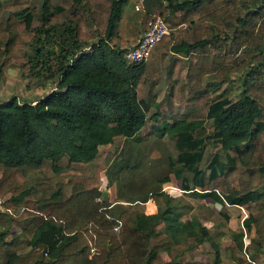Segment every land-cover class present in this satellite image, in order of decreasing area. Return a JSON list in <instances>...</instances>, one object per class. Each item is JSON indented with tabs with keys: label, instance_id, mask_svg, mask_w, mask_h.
I'll return each mask as SVG.
<instances>
[{
	"label": "trees",
	"instance_id": "1",
	"mask_svg": "<svg viewBox=\"0 0 264 264\" xmlns=\"http://www.w3.org/2000/svg\"><path fill=\"white\" fill-rule=\"evenodd\" d=\"M128 1L53 7L46 0L41 25L34 27L30 9L5 16L4 7L21 0H0V85L10 68H18L31 88L38 79L57 80L55 91L37 102L0 103V264H204L188 258L189 240L212 244L208 264H255L240 257L248 246L264 255V193L256 186L264 178V0L158 1L156 16L171 34L150 58L173 59L161 105L144 88L158 65L124 59L129 48L119 26ZM150 16L145 32L156 17ZM240 72L237 99L232 89L212 97L211 89ZM150 130L175 139L178 155L170 169L181 190L221 208L246 209L243 228L255 230L262 243L247 246L244 234L233 233L232 259L222 258L208 227L192 215L194 206L176 191L152 196L154 214L136 204L115 218L102 174L117 152L103 154L102 148L148 138ZM211 145L220 152L206 181L200 165ZM39 173L44 177L31 182ZM237 177L238 188L230 183ZM170 182L167 177L162 184Z\"/></svg>",
	"mask_w": 264,
	"mask_h": 264
},
{
	"label": "rangeland",
	"instance_id": "2",
	"mask_svg": "<svg viewBox=\"0 0 264 264\" xmlns=\"http://www.w3.org/2000/svg\"><path fill=\"white\" fill-rule=\"evenodd\" d=\"M46 0H21L20 6L4 7L5 16L10 12L22 11L24 9H30L34 12L35 21L34 27L41 25L40 14L42 7ZM53 7H70L73 0H50ZM140 0H136V4ZM159 0H144L141 7V12H136L134 9V0H129L125 6V12L131 13L137 18L151 15L154 17L159 15ZM248 5H251L248 4ZM247 8V7H246ZM67 15H61V21L67 19ZM69 18V17H68ZM123 30V26H122ZM135 27L128 31L127 26H124L123 34H134ZM91 36L95 40L94 28L88 29ZM48 59H44L43 61ZM148 60L147 65H150ZM173 59L168 55L163 60L161 65L155 68L154 76L148 77L144 88L147 91H153L156 94L158 103L161 105L166 96L169 94V83L167 82V71ZM41 71V66L39 67ZM43 75H47L46 71H41ZM6 81L0 85V103H6L12 98L19 99L20 102H37L55 91V85L57 80H40L36 81V88H31L28 80L23 76L22 72L18 68H10L5 72ZM244 72L232 74L226 81L215 90L211 89L212 97L216 98L224 91L232 89L234 91V99H237L242 92V83L244 80ZM157 76L160 80H157ZM155 79V80H154ZM215 83L216 80L212 79ZM167 100V99H166ZM206 128L209 133L213 131L212 122H206ZM243 151L249 155L248 146H244ZM117 152L114 161L111 166L104 171L103 185L104 191L107 195L109 202L112 205L115 218L119 217L130 210L133 205L143 204L148 207L146 212L153 207L151 198L154 194L160 191H166L167 193L176 191L187 199L193 206L194 211L192 213L197 219H199L205 226L208 227L209 233L214 237V241L218 246L222 258L226 260L232 259L231 250L235 247V242L232 239L233 233L244 234L247 246L249 242L262 243L261 238L256 231L248 232L243 228V221L247 218V210L245 212L238 208H221L215 202L210 199H202L197 196V192L194 190L186 192L181 190V182L177 180L170 169V161L177 158V150L175 148V139L169 135H161L152 130L148 133V138L142 139H129L117 143L110 147L108 150L102 148V153ZM220 152V146L211 145L208 147L204 162L200 165V168L206 173V181L209 178L210 171L208 169L213 156ZM236 155L235 152L232 153ZM44 174L39 173L30 177L31 182H36L37 179L43 178ZM167 177H171V182L168 184H162L163 180ZM185 177L190 181H193V173L185 172ZM233 187H240L239 178L230 180ZM256 186L261 193H264V178L260 182H256ZM71 193V189H68ZM150 201L152 204H147ZM260 205V204H259ZM226 213L230 220L226 219L222 213ZM185 221L190 220V216L184 218ZM15 233H20L19 230H15ZM188 245L191 250L188 252V258L197 262L208 264L210 255L215 253L210 242L205 241L203 244L197 246L194 240H189ZM264 251V248H262ZM165 261H169V257L166 254H162ZM240 257L246 261H254L255 264H264V255L257 254L255 248L246 247L245 251L240 254Z\"/></svg>",
	"mask_w": 264,
	"mask_h": 264
},
{
	"label": "built area",
	"instance_id": "3",
	"mask_svg": "<svg viewBox=\"0 0 264 264\" xmlns=\"http://www.w3.org/2000/svg\"><path fill=\"white\" fill-rule=\"evenodd\" d=\"M144 0H142L143 4ZM136 10H141V5H136ZM171 29L166 21L160 17L156 16L147 24V31L140 38L138 43L129 48L124 55V59L129 64L141 65L148 62L151 57L153 50L156 46L162 42L165 37L170 36ZM101 201V199H99ZM0 212H5L4 202L0 199ZM119 231V228H116ZM95 253V251H93Z\"/></svg>",
	"mask_w": 264,
	"mask_h": 264
},
{
	"label": "crops",
	"instance_id": "4",
	"mask_svg": "<svg viewBox=\"0 0 264 264\" xmlns=\"http://www.w3.org/2000/svg\"><path fill=\"white\" fill-rule=\"evenodd\" d=\"M129 2V1H128ZM142 0H140L137 4H136V0H134V9L136 12H141V10H136V5L140 4L141 7H142ZM144 3V2H143ZM122 26H123V30H122ZM124 26L128 28V31L126 33H129V31L132 29V27H135V30H134V34L131 33V34H123V31H124ZM144 25H143V17H141L140 19L137 18L136 16H134L131 11H129L128 13L125 12V9H124V13H123V19H122V22L119 26V34H120V37L122 38V40L127 44L128 48H132L133 46H135L138 41L140 40V38L143 36V34L145 33L144 31ZM168 56H156L154 59H151L150 60V65L151 63H155L157 65H161V63L163 62V60L165 58H167ZM170 58H172V56H170ZM152 202V201H151ZM150 201L147 203L149 204ZM152 204V203H150ZM231 208H236V207H231ZM148 209V207H147ZM148 213L150 214H154L156 213V207L155 205L153 207L150 206V209L148 210Z\"/></svg>",
	"mask_w": 264,
	"mask_h": 264
},
{
	"label": "water",
	"instance_id": "5",
	"mask_svg": "<svg viewBox=\"0 0 264 264\" xmlns=\"http://www.w3.org/2000/svg\"><path fill=\"white\" fill-rule=\"evenodd\" d=\"M120 1H123V0H120ZM104 196H105V197H107V195H106V194H105Z\"/></svg>",
	"mask_w": 264,
	"mask_h": 264
}]
</instances>
